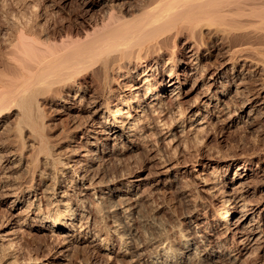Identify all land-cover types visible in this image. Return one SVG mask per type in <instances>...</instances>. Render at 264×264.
Returning <instances> with one entry per match:
<instances>
[{
    "label": "bare ground",
    "instance_id": "6f19581e",
    "mask_svg": "<svg viewBox=\"0 0 264 264\" xmlns=\"http://www.w3.org/2000/svg\"><path fill=\"white\" fill-rule=\"evenodd\" d=\"M19 1L0 0V264H264V0ZM218 128L261 147L188 160Z\"/></svg>",
    "mask_w": 264,
    "mask_h": 264
},
{
    "label": "rangeland",
    "instance_id": "374dc122",
    "mask_svg": "<svg viewBox=\"0 0 264 264\" xmlns=\"http://www.w3.org/2000/svg\"><path fill=\"white\" fill-rule=\"evenodd\" d=\"M16 1H19V0H8V4L12 3L10 6L7 5L9 11H11V10H14V12L15 11L16 12L17 11H23V9H24V8H22L23 4L21 3V5H20V3H19L20 1L19 2H16ZM17 3H18V6H17ZM20 8H22V9H20ZM6 9H7V7H6ZM220 130L221 129H219V128L217 130L216 129L215 130L214 129L209 130L207 133H205L206 135L204 134L205 136H204V141H203L202 147H195L194 145H191L188 148L189 153L187 152L186 155L189 154V155H191V157L193 156V158H194L197 154L195 149H199V151L203 152V153L205 152V153H212L213 154V152H214L215 155H219V157H221V158H224V157L225 158H236V157H240L241 155L245 154L243 152L249 151V149L252 147V145H254V143H255L256 147H261L262 142L259 141L258 138L247 133V131H245L244 129H237L235 131H228V132L223 131V130L220 131ZM255 139H257L258 141ZM256 142L258 143V146H257ZM209 151H211V152H209ZM220 153L222 155H220ZM192 154H194V155H192ZM188 156H187V159H188ZM132 160H133L132 162H134V163L136 161L135 165H137V164L139 165L140 162L137 163L138 161H140L139 158H138V161L135 158ZM188 160H190V156H189ZM171 205H172L171 203H169V205L168 204L166 205L167 207L170 208L169 212L167 211L168 214L161 213L159 215L160 217L158 216L161 219L158 218V220H161L162 222L167 223L169 221H173L177 216H179L181 214L182 208H180V206L177 207V206H173V205L171 206ZM144 211H147V212H144ZM145 213H147L146 216H145ZM173 214L174 215L177 214V216L176 215L174 216ZM142 215L145 216V218H143V219L146 220V218L150 215V209L149 208L147 209L145 207V210H143ZM81 251L79 250V252H80L79 254H85L87 256L86 251H82V252ZM79 256H82V255H79ZM113 264H115V263H113ZM249 264H252V263L250 262Z\"/></svg>",
    "mask_w": 264,
    "mask_h": 264
}]
</instances>
